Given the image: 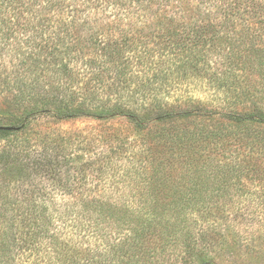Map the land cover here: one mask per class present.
<instances>
[{
	"label": "trees",
	"instance_id": "trees-1",
	"mask_svg": "<svg viewBox=\"0 0 264 264\" xmlns=\"http://www.w3.org/2000/svg\"><path fill=\"white\" fill-rule=\"evenodd\" d=\"M263 37L264 0H0V264H156L150 250L181 224L182 264H209L235 215L213 210L210 182L264 178V162L195 159L201 194H169L152 129L195 120L189 142L264 132ZM169 55L232 108L170 102L174 75L154 59ZM82 120L95 124L64 126Z\"/></svg>",
	"mask_w": 264,
	"mask_h": 264
},
{
	"label": "rangeland",
	"instance_id": "rangeland-1",
	"mask_svg": "<svg viewBox=\"0 0 264 264\" xmlns=\"http://www.w3.org/2000/svg\"><path fill=\"white\" fill-rule=\"evenodd\" d=\"M248 20L258 26L256 21L259 19L248 18ZM262 46L264 48V37ZM158 57L156 56L154 59H156L155 61L162 70L174 75L172 80L170 79L169 84L163 85L167 89L165 94L170 102L179 104V102L182 103L189 98H199L211 106L210 108H220V104L223 110L232 108L231 103H223L225 94L214 88L216 84L211 85L204 81L194 82L192 79H181L179 78V68L175 66V62L179 59L171 63V59L176 57L170 55L159 59ZM214 61L216 59L212 60V65L215 64ZM217 66L221 68V64ZM150 75H152V72ZM252 99L257 101L258 97ZM220 122L224 123V120L220 119L212 123V128L215 127L222 130V123ZM94 124L91 120H82L71 122L64 126L73 130H85ZM198 125L195 120L184 123L175 121L161 124L159 128L156 127L158 125H155L152 129L153 134L156 131L165 134L166 142L163 139H161L160 143L155 138L151 140V156L156 164H160L163 167L164 172L161 175H164L165 180H172L171 183L166 182V191L169 194L182 191L183 189L180 188L181 186L179 187V184L184 187L185 191L196 193L199 191L193 183L189 168V165L195 159L211 155L213 158L226 162H232L233 160L264 162V132H260L257 126L254 125L248 128L250 131L248 138H241L236 135L225 137L222 140H210V142L202 139L191 142L185 140V130L192 132ZM122 129H126V127ZM179 132L181 134L180 137ZM150 135L152 136L151 133ZM174 135L181 140L177 139V141L171 142V137ZM260 169H264V163ZM246 170L247 168H245ZM236 175L232 177L217 176L213 182H210L207 190V193L213 197L211 202L213 210L221 208L235 214L221 219L222 223H219L221 227L217 230L220 235L223 234L225 236L226 234V242L223 243V239L219 237V240L221 239L220 244L215 248V251L209 253V258L212 260L209 264H264V203L262 202L264 197H260L264 192V178L254 174L253 179L244 175V178L239 180ZM174 185L177 188L173 187ZM202 190L200 188L197 195L201 194ZM219 196L222 197L219 198ZM179 208L182 207L179 206ZM178 226L167 230L170 236H174L171 238V242H168L164 248L158 246L155 250H150L151 255L154 257L153 259H155L154 261L157 262L156 264L183 263V250L185 249V245H182L183 238H185L183 237V232L186 233L188 228L183 224ZM198 228L200 229V225H198ZM198 228L193 227L190 233L195 235L198 232ZM155 243L156 238L151 236L146 244L152 248L155 247Z\"/></svg>",
	"mask_w": 264,
	"mask_h": 264
},
{
	"label": "water",
	"instance_id": "water-1",
	"mask_svg": "<svg viewBox=\"0 0 264 264\" xmlns=\"http://www.w3.org/2000/svg\"><path fill=\"white\" fill-rule=\"evenodd\" d=\"M0 129H8V128H0Z\"/></svg>",
	"mask_w": 264,
	"mask_h": 264
}]
</instances>
